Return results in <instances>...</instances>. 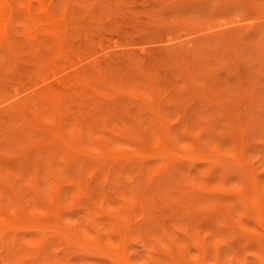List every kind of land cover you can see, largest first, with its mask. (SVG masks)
<instances>
[{
	"label": "rangeland",
	"instance_id": "obj_1",
	"mask_svg": "<svg viewBox=\"0 0 264 264\" xmlns=\"http://www.w3.org/2000/svg\"><path fill=\"white\" fill-rule=\"evenodd\" d=\"M15 7L0 0V198L47 247L0 244V264H122L63 230L126 264H264V0Z\"/></svg>",
	"mask_w": 264,
	"mask_h": 264
},
{
	"label": "bare ground",
	"instance_id": "obj_2",
	"mask_svg": "<svg viewBox=\"0 0 264 264\" xmlns=\"http://www.w3.org/2000/svg\"><path fill=\"white\" fill-rule=\"evenodd\" d=\"M17 1H19V0H1V2L3 3V5L7 8V10L9 11L8 13H9V18H8V21H10L13 17H14V8H16L15 6H16V3H17ZM231 30V29H230ZM234 31H236V30H234ZM225 32H227V31H225ZM218 35V33H215V35ZM11 39V38H10ZM10 39L7 37V40H8V44H7V46H8V48L9 49H11L12 50V45H10ZM229 46V45H228ZM7 48V49H8ZM10 51V50H9ZM228 53V52H227ZM227 55V54H226ZM190 62V61H189ZM195 62V61H194ZM190 65V64H189ZM96 66H98L97 68L95 67H93V69L92 68H88L89 69V71H86L84 68V70L85 71H83L82 69L80 70V72H78V73H76V75H77V77L79 78V80H81V81H84V78H85V74H87V73H90V69L92 70L91 72H99V73H101L100 71H98V70H100V68L102 67L101 65L99 66V65H97V63H96ZM192 66V65H191ZM103 68V67H102ZM87 69V70H88ZM193 69V68H192ZM102 70V69H101ZM76 72V71H75ZM87 72V73H86ZM186 74H187V72H186ZM185 74V77H188L189 78V76H187ZM143 75V74H142ZM191 75H193L192 73H191ZM143 77V76H142ZM191 77V76H190ZM145 79V78H144ZM145 80H147V79H145ZM149 82V81H148ZM191 82V81H190ZM190 84H192V82L190 83ZM149 85H150V82H149ZM149 87H151V86H149ZM196 88V87H195ZM16 96V95H15ZM29 96H30V98H29ZM28 96V98H25V99H27V100H25L26 102L27 101H32L33 100V98H32V96L31 95H29ZM15 98V97H14ZM9 99V98H8ZM28 99H30V100H28ZM8 101V100H7ZM25 101H23V102H25ZM22 102V101H21ZM22 104V103H21ZM19 106V110H21L20 108H22L21 106H20V103L18 104ZM25 105V104H24ZM16 107V105L15 104H13V107L12 108H10V107H8L9 109H11V110H13L14 109V113L17 111V113H15V114H12V112L11 113H9L10 112V110L8 109L7 110V112L10 114V116H20V114L22 115V112H25V111H20L21 113H19V111L18 110H16L15 111V107ZM25 108V107H24ZM23 109V108H22ZM6 110V109H5ZM5 110H3L2 112H4L5 113ZM23 110H25V109H23ZM1 112V111H0ZM18 114V115H17ZM2 115V114H1ZM26 121H29V120H27L26 119ZM160 121V120H159ZM25 125H26V123H24ZM24 125V126H25ZM21 126V125H20ZM32 127H34V125L32 126ZM29 128V129H34L35 131H39V128L37 127V126H35L34 128ZM19 128H22V127H19ZM27 128V127H26ZM36 128V129H35ZM18 129V128H17ZM24 129V128H23ZM38 129V130H37ZM19 130V129H18ZM20 131V130H19ZM10 133V132H9ZM16 133V132H15ZM10 135V134H9ZM15 135V134H14ZM13 135V136H14ZM17 136V135H16ZM8 138V137H7ZM6 138V139H7ZM18 139H20V138H18ZM65 144V143H64ZM65 147H70V146H65ZM72 149V153H74V154H76V155H78V156H83V155H87L88 153H86V152H84V151H81V150H76V148H74V147H71ZM24 150V149H23ZM22 150V151H23ZM87 156H89V158H91V160L93 159H99V157L100 156H91V154H88ZM105 157H106V155H104ZM108 157H110L111 159H114L112 156H108ZM164 170V169H163ZM164 172V171H163ZM168 175V174H167ZM169 176V175H168ZM1 180V179H0ZM8 184H4V186H2V188L4 187H6ZM12 185V184H11ZM10 185V186H11ZM16 187V189H18L17 188V183H13V185L11 186V188L13 189L12 191H14L13 193H15L14 195H16L17 197H18V191L16 192L15 191V189L14 188ZM12 196V199L14 200L16 197H14V195L13 194H11ZM2 197V196H1ZM14 197V198H13ZM17 199V198H16ZM15 199V200H16ZM3 201V199L2 198H0V213H1V215H2V217H0V244L2 245V246H4V245H6V247H9V248H15L16 246V248L15 249H17L19 246H18V244L19 245H27V244H24V243H26V242H30V243H28V245H29V248L30 249H34V251L33 252H29V253H27L28 254V256H30L34 261H37V262H41L40 261V257H41V255H42V253H43V250H45V248L47 247V236H41V235H37V237H35L34 239H32V240H23V239H20L18 236H17V233L18 232H20V231H27V230H31V231H34V232H37V233H41V232H44L45 230L43 229V227L41 226V225H39V224H36V223H32V224H25V223H23V224H17V223H13L12 222V220H10L9 218L10 217H8L9 216V214H8V208H7V206L5 205V203H3L2 202ZM19 202H20V200H19ZM3 203V204H2ZM16 203H18L17 202V200H16ZM5 206V207H4ZM17 207V210L18 211H21L22 213H23V209H21L20 207H19V205L17 204L16 205ZM7 209V210H6ZM5 210V211H4ZM229 218V217H228ZM59 236H60V238L62 239V242L64 243V244H66V245H70V244H74L75 246H77V248L80 250V251H84V252H89V253H92V254H95L97 257L99 256V257H102V258H109V259H111V260H113V261H115V262H121L122 264H126L127 263V260H126V258L123 256V255H115V254H110L108 251H106V250H103V249H96V248H89V247H86L85 246V242L86 241H84L83 239H76V238H74V236H72L71 234H69L68 232H66V231H61V233H59L58 234ZM96 238L98 239V237L96 236ZM123 238H124V236H122V239H121V245H122V241H123ZM96 240V239H95ZM24 241V242H23ZM11 244V245H9V244ZM18 243V244H17ZM5 247V246H4ZM5 247V248H6ZM121 248H122V246H121Z\"/></svg>",
	"mask_w": 264,
	"mask_h": 264
}]
</instances>
